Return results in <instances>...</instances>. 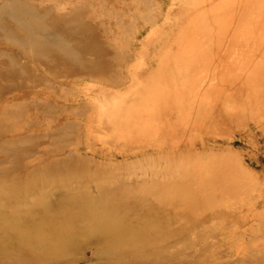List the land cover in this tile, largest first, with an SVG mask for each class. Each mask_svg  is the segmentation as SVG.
Returning a JSON list of instances; mask_svg holds the SVG:
<instances>
[{"label":"bare ground","instance_id":"bare-ground-1","mask_svg":"<svg viewBox=\"0 0 264 264\" xmlns=\"http://www.w3.org/2000/svg\"><path fill=\"white\" fill-rule=\"evenodd\" d=\"M0 39L7 228L264 264V0H0Z\"/></svg>","mask_w":264,"mask_h":264},{"label":"rangeland","instance_id":"rangeland-1","mask_svg":"<svg viewBox=\"0 0 264 264\" xmlns=\"http://www.w3.org/2000/svg\"><path fill=\"white\" fill-rule=\"evenodd\" d=\"M0 49L11 48L0 39ZM5 202V196L0 193V264H230L221 261L228 251L226 247L208 245L197 255L185 258V252L193 248L166 244L151 226L138 227L129 222L128 225L79 224L33 230L12 225L16 229L12 232L6 227ZM82 216L93 219L88 212ZM109 216L120 220L134 217L119 213Z\"/></svg>","mask_w":264,"mask_h":264}]
</instances>
